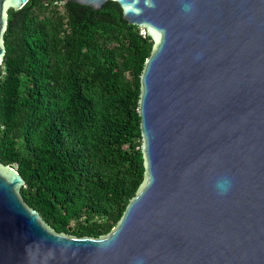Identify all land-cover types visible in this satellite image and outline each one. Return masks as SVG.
Instances as JSON below:
<instances>
[{
	"label": "water",
	"instance_id": "water-1",
	"mask_svg": "<svg viewBox=\"0 0 264 264\" xmlns=\"http://www.w3.org/2000/svg\"><path fill=\"white\" fill-rule=\"evenodd\" d=\"M0 0V78L10 9ZM110 2L147 31L145 180L108 235L55 231L0 158V264H264V0ZM1 86V79H0Z\"/></svg>",
	"mask_w": 264,
	"mask_h": 264
},
{
	"label": "trees",
	"instance_id": "trees-1",
	"mask_svg": "<svg viewBox=\"0 0 264 264\" xmlns=\"http://www.w3.org/2000/svg\"><path fill=\"white\" fill-rule=\"evenodd\" d=\"M8 15L1 161L55 231L106 236L145 180L139 101L154 41L113 1L30 0Z\"/></svg>",
	"mask_w": 264,
	"mask_h": 264
}]
</instances>
